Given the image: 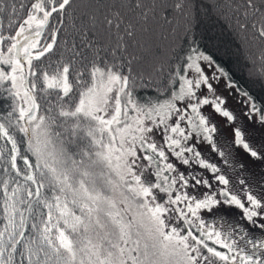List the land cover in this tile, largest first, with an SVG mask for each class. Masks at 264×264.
Instances as JSON below:
<instances>
[{"label":"snow or ice","instance_id":"1","mask_svg":"<svg viewBox=\"0 0 264 264\" xmlns=\"http://www.w3.org/2000/svg\"><path fill=\"white\" fill-rule=\"evenodd\" d=\"M213 16L264 68V0H0V264H264V174L204 113L236 120L221 78L264 106L196 45Z\"/></svg>","mask_w":264,"mask_h":264},{"label":"trees","instance_id":"2","mask_svg":"<svg viewBox=\"0 0 264 264\" xmlns=\"http://www.w3.org/2000/svg\"><path fill=\"white\" fill-rule=\"evenodd\" d=\"M16 2L19 3V0ZM204 3L210 6L213 0H204ZM3 23L7 27L8 20L4 19ZM194 35L201 51L211 55L217 66L228 73L236 86L247 90L257 106H264V68L261 67L260 41L249 40L244 33L215 16L205 17L204 24ZM142 95L146 93L137 89V98Z\"/></svg>","mask_w":264,"mask_h":264},{"label":"rangeland","instance_id":"3","mask_svg":"<svg viewBox=\"0 0 264 264\" xmlns=\"http://www.w3.org/2000/svg\"><path fill=\"white\" fill-rule=\"evenodd\" d=\"M217 65V64H216ZM206 71L211 74L210 69H206ZM216 87L217 94L225 97L227 99L226 105L224 107L233 111L236 116L235 122L231 125H228L226 120L212 112L210 108H205L204 113H212V123H215L219 129L216 135V142L219 148L224 149L226 152L232 153L234 152L237 156L236 163L242 162L245 165V172L251 173L253 180L251 181L254 187H259L256 183L258 181L260 175L264 174V160H256L249 157V155L240 148H232L229 146L228 141H231L233 138V128L237 125L243 127L245 132V139L250 145L256 149L258 152L264 153V125H261L257 122L256 117L254 116L252 121L250 122L248 117L244 115L246 111L245 107L238 103V100L241 99L235 93V89H229L226 87V78H221L218 84H214ZM201 151L204 154L206 159H210L213 162H217V158L215 153L211 152L208 147H201ZM224 171L227 173L230 181L236 182V178L240 176L241 172L238 169L235 172L225 168ZM207 175V173H205ZM260 195H264V188L259 189ZM238 213H230V215H235Z\"/></svg>","mask_w":264,"mask_h":264}]
</instances>
